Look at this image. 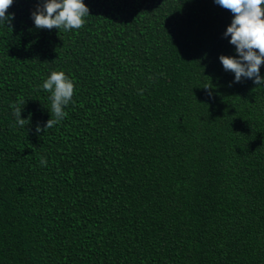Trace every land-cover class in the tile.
I'll return each instance as SVG.
<instances>
[{
    "label": "trees",
    "instance_id": "trees-1",
    "mask_svg": "<svg viewBox=\"0 0 264 264\" xmlns=\"http://www.w3.org/2000/svg\"><path fill=\"white\" fill-rule=\"evenodd\" d=\"M44 2L13 0L0 24V264H264V85L219 59L238 58L233 14L84 0L65 32L35 26ZM53 71L74 103L37 134Z\"/></svg>",
    "mask_w": 264,
    "mask_h": 264
},
{
    "label": "clouds",
    "instance_id": "clouds-1",
    "mask_svg": "<svg viewBox=\"0 0 264 264\" xmlns=\"http://www.w3.org/2000/svg\"><path fill=\"white\" fill-rule=\"evenodd\" d=\"M215 3L233 14L231 25L224 33L225 37L231 36L230 43L235 45L236 56L221 55L219 57L226 71L235 74L236 83L242 78H254L258 86L264 85V76H261V65L264 64V0H215ZM13 0H0V24H11L15 14H8ZM90 15L88 6L84 0H46L38 4L31 18L38 29H59L65 32L79 30L86 23V17ZM42 89L51 93V119L42 128L36 126L37 134L54 127L68 116L65 107L74 103V81L66 76L63 71H53L41 85ZM211 89V86H205ZM211 96L212 92L209 90ZM25 100L18 97L11 104L13 115L16 118V126L23 127L30 123L31 114L28 119L21 118L22 108ZM47 158L40 159V165L46 167Z\"/></svg>",
    "mask_w": 264,
    "mask_h": 264
}]
</instances>
